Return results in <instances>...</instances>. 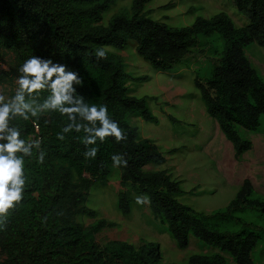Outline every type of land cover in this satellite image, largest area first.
Listing matches in <instances>:
<instances>
[{
	"label": "trees",
	"instance_id": "16d2710c",
	"mask_svg": "<svg viewBox=\"0 0 264 264\" xmlns=\"http://www.w3.org/2000/svg\"><path fill=\"white\" fill-rule=\"evenodd\" d=\"M118 1L0 0V51L14 53L16 72L33 55L66 64L84 81L76 86L77 95L89 104L107 105L109 116L127 136L119 143L108 137L89 145L99 148L93 160L83 155V132L57 139L67 122V116L59 112L13 121L22 139L41 140L46 156L43 164L36 161V149L31 158L25 157L28 181L23 200L0 223V249L5 255L0 264H162L160 243L145 240L136 245L120 239L100 243L96 235L117 222L99 218L84 225L77 219L79 215L98 216L87 205L90 190L108 184L114 168L112 156L117 153L128 161L127 167H119L122 189L117 204L123 215L132 212L134 195H146L153 216L180 249L189 246L191 235L217 249L212 254H191L188 264H228L226 255L237 264H254V250L264 240V195L245 179L224 207L205 212L182 203L179 196L185 191L179 180L167 169H146L149 164H163L166 156L155 141L142 138L130 121L131 117L159 121L148 104L154 97L135 96L128 86L130 80L149 77L131 76L123 57L105 47L125 49L135 40L137 53L162 71H170L189 56L207 57L210 71L198 73L195 84L207 113L240 158L253 146L240 127L261 132L264 121V78L246 55L247 46L254 42L264 47V0H234L249 19L244 26H237L222 11L174 27L149 16L146 5L151 0H132L130 9L103 24L104 13ZM216 40L222 42L220 49L213 46ZM100 47L107 59H96L94 51ZM13 72L1 69L0 80ZM48 95L47 90L40 92L39 101Z\"/></svg>",
	"mask_w": 264,
	"mask_h": 264
},
{
	"label": "rangeland",
	"instance_id": "374dc122",
	"mask_svg": "<svg viewBox=\"0 0 264 264\" xmlns=\"http://www.w3.org/2000/svg\"><path fill=\"white\" fill-rule=\"evenodd\" d=\"M131 4L132 0H119L104 13L102 23L108 24L114 14L130 9ZM166 4L170 6L165 7ZM146 10H149L151 18L174 27L190 25L198 16L211 17L222 11L228 13L237 26L249 23L248 17L239 12L234 0H151ZM221 43V40H216L213 46L220 49ZM105 49L123 57L126 71L131 76L149 77L143 81L130 80L128 86L135 96L154 97L148 104L159 121L150 122L141 117H131L130 121L139 128L142 138L155 141L166 156L163 164H149L146 169H167L173 178L179 180L185 191L179 196L182 203L205 212L224 207L245 179H250L256 191L264 195V121L261 132L240 127L241 134L251 139L253 146L237 158L232 143L218 122L207 113L195 84L198 73L207 75L210 71L211 64L207 57L189 56L170 71H162L137 53L135 40H130L125 49L112 46ZM246 55L264 78V47L254 42L247 46ZM1 69L14 71L0 80V94L10 97L15 94L18 76L13 52L0 51ZM172 149L175 151L171 152ZM120 179L121 170L114 167L106 186L95 185L90 190L87 205L97 210L98 216L77 217L84 225L99 218L117 222L115 227H106L96 235L98 242L106 243L113 239L127 240L136 245L145 240L158 242L163 254L162 264H188L191 254H212L217 251L194 235L190 236L189 246L180 249L169 230L155 219L149 204L134 203L132 212L123 215L117 204L118 193L122 189ZM263 241L254 250V264H264ZM226 256L228 264H237L229 255ZM4 258L0 249V260Z\"/></svg>",
	"mask_w": 264,
	"mask_h": 264
},
{
	"label": "clouds",
	"instance_id": "9594fccd",
	"mask_svg": "<svg viewBox=\"0 0 264 264\" xmlns=\"http://www.w3.org/2000/svg\"><path fill=\"white\" fill-rule=\"evenodd\" d=\"M94 55L97 60L107 59L103 47L96 48ZM17 71L15 94L10 97L0 94V223L6 220L9 210L23 200L28 181L25 157L31 158L36 149V161L43 164L46 156L41 150V140L22 139L21 129L13 121L18 118L28 121L51 112L67 116L66 124L56 134L57 139L63 141L65 134L73 131L83 132L86 159L97 157L99 148L88 147L96 145L97 141L103 143L108 137H114L119 143L127 139L119 123L109 116L107 105L89 104L83 95H77L76 86H82L84 81L66 64L33 55ZM45 90L49 95L40 102L38 94ZM112 161L114 167L128 166L124 154H113ZM135 200L140 205L150 204L146 195H138Z\"/></svg>",
	"mask_w": 264,
	"mask_h": 264
}]
</instances>
